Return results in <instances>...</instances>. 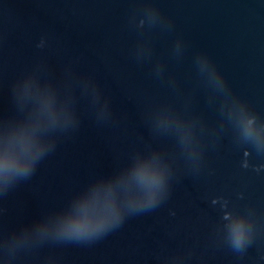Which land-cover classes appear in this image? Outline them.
Listing matches in <instances>:
<instances>
[{"label":"water","instance_id":"95a60500","mask_svg":"<svg viewBox=\"0 0 264 264\" xmlns=\"http://www.w3.org/2000/svg\"><path fill=\"white\" fill-rule=\"evenodd\" d=\"M0 264H264V0H0Z\"/></svg>","mask_w":264,"mask_h":264}]
</instances>
